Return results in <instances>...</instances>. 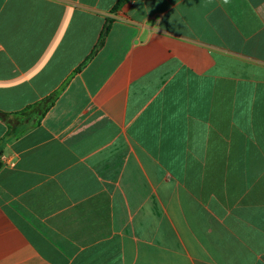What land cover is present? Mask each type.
<instances>
[{
	"label": "crops",
	"instance_id": "0c3cea01",
	"mask_svg": "<svg viewBox=\"0 0 264 264\" xmlns=\"http://www.w3.org/2000/svg\"><path fill=\"white\" fill-rule=\"evenodd\" d=\"M119 1L0 0V264H264V0Z\"/></svg>",
	"mask_w": 264,
	"mask_h": 264
},
{
	"label": "trees",
	"instance_id": "16d2710c",
	"mask_svg": "<svg viewBox=\"0 0 264 264\" xmlns=\"http://www.w3.org/2000/svg\"><path fill=\"white\" fill-rule=\"evenodd\" d=\"M127 0H120L116 5V9L121 6ZM110 21H108L105 25V28L102 32L99 44L96 46L94 53L103 45L106 36L110 31ZM91 58V57H90ZM58 94H53L52 96L44 99L43 101L31 105L24 109L23 111L16 113H4L0 111V118L3 121H6L10 125V131L8 136L12 138H18L21 134H23L27 129L33 128L37 126L40 122L39 118H42L46 115V113L50 110V108L55 104V100ZM37 117V119L35 118ZM35 118V119H34ZM19 120L16 125H12V121ZM6 146V141H3L0 145V168H2V156L4 153V148Z\"/></svg>",
	"mask_w": 264,
	"mask_h": 264
},
{
	"label": "clouds",
	"instance_id": "9594fccd",
	"mask_svg": "<svg viewBox=\"0 0 264 264\" xmlns=\"http://www.w3.org/2000/svg\"><path fill=\"white\" fill-rule=\"evenodd\" d=\"M224 2H225V3H227V2H228V0H224Z\"/></svg>",
	"mask_w": 264,
	"mask_h": 264
}]
</instances>
